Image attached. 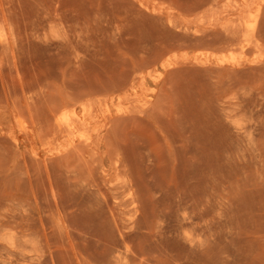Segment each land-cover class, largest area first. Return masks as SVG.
<instances>
[{
    "label": "rangeland",
    "instance_id": "374dc122",
    "mask_svg": "<svg viewBox=\"0 0 264 264\" xmlns=\"http://www.w3.org/2000/svg\"><path fill=\"white\" fill-rule=\"evenodd\" d=\"M0 264H264V0H0Z\"/></svg>",
    "mask_w": 264,
    "mask_h": 264
},
{
    "label": "bare ground",
    "instance_id": "6f19581e",
    "mask_svg": "<svg viewBox=\"0 0 264 264\" xmlns=\"http://www.w3.org/2000/svg\"><path fill=\"white\" fill-rule=\"evenodd\" d=\"M253 17V16H252ZM257 21V16L255 15L252 20H249L245 22L246 26L250 29L253 30L255 24ZM89 112V110L87 109V113ZM86 113V114H87ZM73 119V118H72ZM83 121H86V118H84ZM58 125L60 126V128L64 129L65 131H74L75 129H77V119L75 118V120H71L68 118V115L66 113L62 114V117H60L57 121Z\"/></svg>",
    "mask_w": 264,
    "mask_h": 264
}]
</instances>
